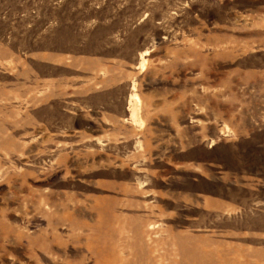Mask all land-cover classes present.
<instances>
[{
	"label": "rangeland",
	"instance_id": "obj_1",
	"mask_svg": "<svg viewBox=\"0 0 264 264\" xmlns=\"http://www.w3.org/2000/svg\"><path fill=\"white\" fill-rule=\"evenodd\" d=\"M0 264H264V0H0Z\"/></svg>",
	"mask_w": 264,
	"mask_h": 264
}]
</instances>
